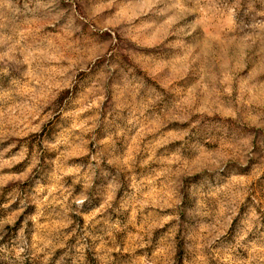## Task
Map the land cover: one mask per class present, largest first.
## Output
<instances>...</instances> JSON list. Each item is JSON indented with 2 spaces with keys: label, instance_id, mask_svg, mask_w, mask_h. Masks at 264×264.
<instances>
[{
  "label": "rangeland",
  "instance_id": "1",
  "mask_svg": "<svg viewBox=\"0 0 264 264\" xmlns=\"http://www.w3.org/2000/svg\"><path fill=\"white\" fill-rule=\"evenodd\" d=\"M0 264H264V0H0Z\"/></svg>",
  "mask_w": 264,
  "mask_h": 264
}]
</instances>
